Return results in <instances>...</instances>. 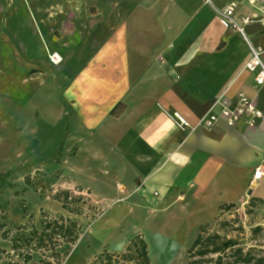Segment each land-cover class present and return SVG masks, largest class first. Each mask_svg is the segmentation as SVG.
I'll return each instance as SVG.
<instances>
[{
    "label": "crops",
    "instance_id": "crops-1",
    "mask_svg": "<svg viewBox=\"0 0 264 264\" xmlns=\"http://www.w3.org/2000/svg\"><path fill=\"white\" fill-rule=\"evenodd\" d=\"M211 1L217 8L238 3L237 14L259 12L248 0ZM121 6L118 25L92 34L88 59L66 66L56 55L62 61L51 63V69H65L55 95L45 99L18 76L23 66L15 62L12 45L19 43L27 58L30 49L22 45L19 29L35 34V25L26 9L21 26L13 19L2 21L0 106L8 110L6 119L18 115L21 132L10 142L12 123L0 122L5 131L0 168L17 161L45 165L62 146L75 148L56 185L84 189L88 195L81 194L103 213L75 245L72 264L105 250L122 253L137 235L149 247L151 264H163L155 262L152 243L165 251L176 248L180 264H186L187 247L199 228L217 220L225 205L264 203V175L251 186L256 169L264 172V119L254 127L244 121L235 127L223 122L206 130L198 126L222 95L235 103L238 94H245L264 111V87L246 70L251 59L246 42L204 0H122ZM33 21L38 25L34 16ZM262 30L255 22L246 32L264 61ZM4 86L14 98L4 97ZM27 86L31 95L20 99ZM175 112L191 127H180ZM45 121L54 131L32 148L38 123ZM11 145H16V158ZM49 149L53 156L47 155ZM53 205L64 212L59 201Z\"/></svg>",
    "mask_w": 264,
    "mask_h": 264
},
{
    "label": "rangeland",
    "instance_id": "rangeland-1",
    "mask_svg": "<svg viewBox=\"0 0 264 264\" xmlns=\"http://www.w3.org/2000/svg\"><path fill=\"white\" fill-rule=\"evenodd\" d=\"M122 0H0V25L2 21L13 19L21 26L23 20V9L27 12V17L30 18L35 25V34L31 32L28 27H20L19 35L22 45L26 49H30V55L26 58L19 43H13V48L17 55L15 62L21 67V72L18 75L23 80L24 85L31 81V90L38 89L37 94L40 99H45L54 96L55 87L61 77V72L65 68L51 69V56L60 55L64 58L62 65L68 66L71 61L79 59L84 62L89 58L86 50L91 43L92 34L103 26L114 27L120 23L124 14V8L121 6ZM16 8V11L13 9ZM35 14V15H34ZM33 16L38 25H40L41 32L49 41V47L46 43L40 42L42 39L39 26L34 24ZM3 45L1 44L0 47ZM63 67V66H62ZM4 68H0V83L5 80ZM30 86V84H27ZM24 89V91L22 90ZM20 99H26L31 95V90L22 88ZM4 97L12 99V94H8L9 90L4 86ZM15 94V93H14ZM13 94V98H14ZM8 111L0 106V122L9 121L12 124L7 131L10 142L14 141L21 132V126L18 122V115L16 113L11 118L6 119L4 111ZM11 110V109H10ZM17 115V116H16ZM64 126V125H63ZM58 128V132L62 130ZM38 134L32 146L35 147L39 143L45 141L46 137L52 130L51 124L47 121L38 123ZM4 132L0 129V157L5 153L2 145V138L4 139ZM9 142V143H10ZM13 158L17 157L14 153L16 145H11ZM75 148L62 146L55 158L49 160L45 165L31 164L30 166L19 164L17 162L1 166L0 174V223L6 224V229L15 227L18 224L24 223L29 216H34L37 221L40 220L42 211L51 214L55 217L65 216L72 219L80 220L83 226L87 225L93 216L85 208L84 213L80 217L68 213L65 209L61 212L53 205L54 200L51 197L66 188L57 187L56 179L60 178L61 166L63 162L72 156ZM46 155V153H44ZM54 155L50 149L47 155ZM52 155V156H53ZM37 158L40 157L34 154ZM35 157V158H36ZM70 178L74 176L69 174ZM1 177V175H0ZM30 177V182L36 183L38 189L34 186L28 185L27 178ZM75 178V176H74ZM75 193V197L87 196V191L80 188L71 190ZM77 193V194H76ZM83 196L84 199L87 198ZM86 200V199H85ZM90 200V199H89ZM252 201L242 202L239 205H234L229 210L222 212L220 217L214 222L209 223L211 232H218L223 236L234 237L239 244L245 249L261 248L264 250V204L261 202L251 203ZM97 209H100L96 206ZM95 207V208H96ZM95 211V214H97ZM25 213V214H24ZM260 227L258 232L256 228ZM237 228L243 229L241 232ZM1 236V235H0ZM189 244L185 254V261L187 252L192 246ZM0 246L8 249L9 244L0 241ZM67 245L60 247L62 253L69 252ZM152 253L155 262L163 264H180L182 256H178V250L172 248L162 250L161 245L152 243ZM168 251V253H167ZM77 255V246L73 247L72 252L66 258L64 264H72L71 261ZM167 255V256H166ZM88 259L82 264H91L96 258ZM80 260V259H79ZM80 262V261H79ZM187 262V261H186ZM80 264V263H79Z\"/></svg>",
    "mask_w": 264,
    "mask_h": 264
},
{
    "label": "trees",
    "instance_id": "trees-1",
    "mask_svg": "<svg viewBox=\"0 0 264 264\" xmlns=\"http://www.w3.org/2000/svg\"><path fill=\"white\" fill-rule=\"evenodd\" d=\"M27 180L28 185L38 189L35 182H30V177ZM77 189L80 191V188ZM75 196L77 195L74 192L64 190L53 195L51 199L59 201L63 209L77 217L84 213L85 208L93 212L94 217L85 226L80 220L65 216L55 217L44 211L39 221L32 215L24 223L10 229H6V224L0 223V241L10 245L8 249L0 246V264H64L85 231L103 213L92 205L91 200ZM251 201L263 203L258 199ZM232 207L234 205H225L222 212ZM199 229L187 252L186 264H264L263 249H245L234 237L212 233L210 224ZM236 230L241 232L243 229ZM258 230L260 227L255 232ZM65 245L69 252L64 254L60 247ZM125 247L122 253L111 254L105 250L91 264H151L149 247L142 235L130 239Z\"/></svg>",
    "mask_w": 264,
    "mask_h": 264
},
{
    "label": "built area",
    "instance_id": "built-area-1",
    "mask_svg": "<svg viewBox=\"0 0 264 264\" xmlns=\"http://www.w3.org/2000/svg\"><path fill=\"white\" fill-rule=\"evenodd\" d=\"M205 4L213 7L218 17L223 19L227 27L241 36L251 50V59L246 64V70L253 76L259 88L264 87V61L262 58L263 52L260 48L254 47L246 32L247 27L255 22H260L263 25L262 34L264 35V0H248L249 6L257 8L258 13L237 14L236 10L239 7L238 3H231L223 8H217L211 0H204ZM62 61L61 57L56 55L51 56V63L59 65ZM173 117L177 120L178 125L182 128H190L191 125L179 113L175 112ZM264 119V111L256 104L255 100L248 98L245 94H238L237 101L231 102L226 96L222 95L206 115L201 119L198 126L203 129H211L219 123H224L228 127H235L239 122H246L249 127H254L258 122ZM264 175L261 167L256 169L252 177L251 186L261 180Z\"/></svg>",
    "mask_w": 264,
    "mask_h": 264
},
{
    "label": "bare ground",
    "instance_id": "bare-ground-1",
    "mask_svg": "<svg viewBox=\"0 0 264 264\" xmlns=\"http://www.w3.org/2000/svg\"><path fill=\"white\" fill-rule=\"evenodd\" d=\"M78 257V256H77ZM77 260V259H76ZM80 261V260H79ZM79 261H77V262H79ZM76 263V262H75Z\"/></svg>",
    "mask_w": 264,
    "mask_h": 264
}]
</instances>
